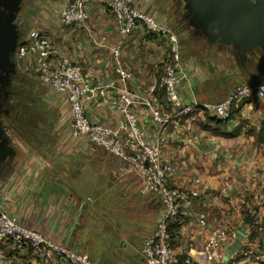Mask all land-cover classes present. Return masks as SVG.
<instances>
[{"label":"crops","instance_id":"1","mask_svg":"<svg viewBox=\"0 0 264 264\" xmlns=\"http://www.w3.org/2000/svg\"><path fill=\"white\" fill-rule=\"evenodd\" d=\"M109 1L93 0L86 27H63L60 10L55 14L40 12L42 22L34 24L24 39H29L35 30L41 31L84 69L93 79L95 89L106 85L117 78L111 50L120 42ZM136 5L142 12H156L162 25L170 26L176 15L173 0H136ZM20 18L21 32L25 19ZM27 21L30 27L32 23ZM186 30L190 38L194 33L196 43L201 40L195 35L197 30L191 26ZM20 38L24 40L21 34ZM190 42L193 41L187 44ZM215 46H219V51L232 49L215 44L210 45L212 51ZM199 52L189 45L181 49L186 78L180 93L187 103H219L242 85L241 81L264 82V66L259 65L264 50L244 59L233 50L231 56L218 59L200 56ZM167 59L166 39L145 29L136 31L122 54L123 66L132 74L128 88L141 95L148 94L149 88L161 79ZM237 61H247V66L235 65ZM49 94L57 107L59 122L65 123L70 137V155L74 157L70 177L62 184L57 179V187L49 185L44 175L29 167L11 169L15 159H8L0 166V173L12 171L0 178V208L26 227L56 237L68 247L86 251L98 264H147L141 251L162 217V207L153 196L139 193L142 180L133 166L90 145L85 137L74 138L67 126L70 114L66 98L53 90ZM161 105L164 114L175 116L164 99ZM87 110L89 120L95 124L118 127L124 123L123 115L101 97L88 105ZM237 111L227 128L230 137L202 130L200 123L205 122V117L201 113L175 117L161 129L152 123L148 109L136 111L149 136L161 133L165 138L164 158L176 166L169 184L200 193L193 208L184 210L180 225L172 227L175 255L193 264H207L205 247L211 227L219 224L228 231L226 246L232 250L231 260L240 261V252L246 250L264 252V145L256 142L263 110L254 103H246ZM238 127L239 132L234 134ZM199 214L205 215L209 227L200 225ZM240 230L244 233L242 240L237 237ZM0 264H36V261L30 251L19 252L0 245Z\"/></svg>","mask_w":264,"mask_h":264},{"label":"built area","instance_id":"2","mask_svg":"<svg viewBox=\"0 0 264 264\" xmlns=\"http://www.w3.org/2000/svg\"><path fill=\"white\" fill-rule=\"evenodd\" d=\"M93 0H68L60 7L59 20L63 27H86L91 17ZM120 35V42L112 48L114 72L117 78L106 85L93 87V79L84 69L64 55L59 47L39 30L32 32L29 39L20 38L16 61L32 57L38 80L55 92L62 94L69 106L68 129L74 138H87L90 145L102 149L122 163L131 165L139 173L141 195L153 196L162 207V217L152 234L145 240L141 254L147 264H193L189 259L181 260L174 253L172 227L180 225L185 209H191L200 198L195 189L174 187L169 184L175 172V164L164 158V136L148 135L141 126L137 110L150 111L152 123L164 128L175 117L208 113L220 120H229L232 110L238 109L248 99L264 101V82H249L237 86L222 102L187 103L181 97V85L186 78L181 45L176 33L158 22L156 12L145 13L138 9L136 0H110ZM145 29L149 34L167 40L168 59L158 83L141 95L128 88L132 74L123 66L122 54L133 34ZM105 40V38H103ZM81 49V45H78ZM101 97L108 105L120 112L124 123L118 127L95 124L88 118V105ZM165 106L174 111V117L163 113ZM200 225L209 227L204 214H199ZM229 239L222 225L211 227L205 247L207 264H250L264 262V252L246 250L240 252V261L231 260L232 250L226 246ZM0 245L15 251H30L36 264H98L89 253L71 248L56 237H47L40 231L26 227L17 217L0 208Z\"/></svg>","mask_w":264,"mask_h":264},{"label":"rangeland","instance_id":"3","mask_svg":"<svg viewBox=\"0 0 264 264\" xmlns=\"http://www.w3.org/2000/svg\"><path fill=\"white\" fill-rule=\"evenodd\" d=\"M66 0H24L20 12V17L23 16L25 23L21 28V36L23 39L26 33L35 25H40V12L55 14ZM32 23L29 27L28 21ZM182 26V28H181ZM178 36L181 49L189 47L200 50V56L209 58H224L226 55L231 56L230 48H223L222 51L216 49L212 51L206 40H201L196 43L193 40V32L190 38L188 32V21L182 16H173L169 26ZM187 41L191 44H187ZM183 47V48H182ZM223 47V46H221ZM184 51V50H183ZM262 60L259 65L264 66V55L260 54ZM219 62V60H216ZM229 65V61H226ZM235 65L247 66V61L244 63L237 61ZM18 72L13 79L12 94L9 99L10 108L9 115L4 118V124L7 128V135L11 141V146L14 150V163L11 169L19 167H29L39 175L42 174L46 178L47 184H54L57 187V179L62 184L68 181L70 177V163L73 156L70 155L69 149V134L66 133L65 123L59 122L57 107L53 106L50 96V88L40 83L38 73L33 60L25 58L17 61ZM258 65V66H259ZM244 74L243 76H246ZM259 80L254 81L258 83ZM248 82L241 81V83ZM203 116H209L205 113ZM6 170L0 173V178H4L12 171ZM95 194V198H96ZM161 207V205H160ZM160 210V208H157Z\"/></svg>","mask_w":264,"mask_h":264},{"label":"water","instance_id":"4","mask_svg":"<svg viewBox=\"0 0 264 264\" xmlns=\"http://www.w3.org/2000/svg\"><path fill=\"white\" fill-rule=\"evenodd\" d=\"M192 14L191 27L209 44L231 47L246 57L264 50V0H184ZM24 0H0V86L11 85L18 72L20 12ZM15 153L0 122V164ZM244 237L243 230L237 234Z\"/></svg>","mask_w":264,"mask_h":264},{"label":"trees","instance_id":"5","mask_svg":"<svg viewBox=\"0 0 264 264\" xmlns=\"http://www.w3.org/2000/svg\"><path fill=\"white\" fill-rule=\"evenodd\" d=\"M19 33H20V27H19ZM246 103H254L258 108L263 110V120L261 121L260 129L258 130V133L256 134V142L259 145H264V105L258 99H248ZM237 110L238 109L232 110V117L238 112ZM204 117H205V122L200 123V127L202 130L209 131L213 134H218L224 137H230L232 135L227 132L228 130L227 128H228L229 122L232 119V117L229 120H220L212 116L211 117L204 116ZM238 132H239V127L234 132V134H237ZM173 237H174V234H173Z\"/></svg>","mask_w":264,"mask_h":264},{"label":"flooded vegetation","instance_id":"6","mask_svg":"<svg viewBox=\"0 0 264 264\" xmlns=\"http://www.w3.org/2000/svg\"><path fill=\"white\" fill-rule=\"evenodd\" d=\"M187 3L184 0H173V7L174 10L176 12L175 16H182L184 18V20L188 21V28L191 23V19H192V14L191 11L189 9H186ZM22 9V8H21ZM197 38L201 39L203 38L204 40L207 41V39L200 34V32L196 31ZM218 45V44H217ZM258 53V52H256ZM255 53V55H256ZM235 55H237L234 52ZM240 58L244 59L246 57H243L241 55H238ZM14 79V78H13ZM13 83V80H12ZM12 83L11 85L7 86V87H1L0 86V122L2 123L3 127L5 128L6 134H7V128L4 124V118L7 117L9 115V109L4 110L6 107L10 108V102L9 99L11 97L12 94ZM8 136V135H7ZM8 160L4 163H7ZM4 163H1L0 166Z\"/></svg>","mask_w":264,"mask_h":264}]
</instances>
